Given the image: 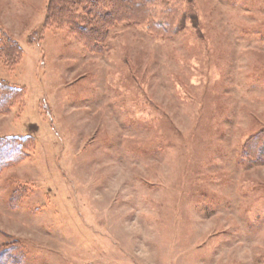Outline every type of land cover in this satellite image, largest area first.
Here are the masks:
<instances>
[{"label":"rangeland","instance_id":"rangeland-1","mask_svg":"<svg viewBox=\"0 0 264 264\" xmlns=\"http://www.w3.org/2000/svg\"><path fill=\"white\" fill-rule=\"evenodd\" d=\"M47 2L0 0L20 47L0 81L24 88L0 137L33 138L0 172V248L19 264H264V156H244L264 129V0H158L178 30L116 24L99 51L46 23Z\"/></svg>","mask_w":264,"mask_h":264},{"label":"trees","instance_id":"trees-1","mask_svg":"<svg viewBox=\"0 0 264 264\" xmlns=\"http://www.w3.org/2000/svg\"><path fill=\"white\" fill-rule=\"evenodd\" d=\"M158 0H48L46 23L67 27L90 48L99 51L98 42L106 37L116 24H144L160 30L165 36L178 30L171 19L155 9ZM182 20V19H181ZM1 31V30H0ZM162 34V35H163ZM20 54V47L10 37L1 35L0 56L13 66ZM24 93V88L0 81V113L5 112ZM33 138L26 136L0 137V172L22 161L30 149ZM244 156L257 162L264 156V129L250 138L244 146ZM14 197L11 205L16 207ZM15 245L0 248V264H19Z\"/></svg>","mask_w":264,"mask_h":264}]
</instances>
